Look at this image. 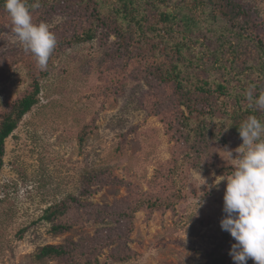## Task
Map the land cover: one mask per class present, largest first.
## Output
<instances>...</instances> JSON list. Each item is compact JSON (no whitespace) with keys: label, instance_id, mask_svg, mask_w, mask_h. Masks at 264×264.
<instances>
[{"label":"rangeland","instance_id":"374dc122","mask_svg":"<svg viewBox=\"0 0 264 264\" xmlns=\"http://www.w3.org/2000/svg\"><path fill=\"white\" fill-rule=\"evenodd\" d=\"M227 2L241 9L228 20L264 40V0ZM32 19L56 36L46 75L16 37L10 15L0 13V126L33 92L36 77L40 85L38 104L5 144L0 264H74L75 255L86 264H206L230 235L220 227L227 182L215 180L232 174L236 161L225 151L235 158L243 143L189 136L174 87L151 74L171 59L129 58L150 55L141 54L144 44H121L116 21L81 44L70 41L80 22L70 3L49 5ZM198 108L211 111L208 103ZM63 203L66 213L43 220ZM57 225L67 231L55 233ZM46 246L63 247L69 257L38 258Z\"/></svg>","mask_w":264,"mask_h":264},{"label":"trees","instance_id":"16d2710c","mask_svg":"<svg viewBox=\"0 0 264 264\" xmlns=\"http://www.w3.org/2000/svg\"><path fill=\"white\" fill-rule=\"evenodd\" d=\"M227 1L27 0V4L33 15L49 5L60 7L64 2L70 3L79 12L80 22L78 28L74 27L76 32L73 40H70L75 43L93 41L97 37V30L101 26L109 27L107 21L111 19L116 21L113 30L123 40L121 44L127 46L130 43L128 40L132 44H144L141 54L150 55L149 59L134 55H128L129 58L150 64L153 59L167 54L171 61H167L165 66L157 65L151 74L161 83L172 85L179 104L186 108L188 115L183 113L179 124L193 139L213 140L223 146L230 138L243 143L238 129L249 116L264 120V110L254 104L250 106L246 97L250 88L254 99L264 94V40L252 38L254 36L243 27L234 26L228 20L234 16L238 19L241 9H237V5L230 9L228 5L231 1L229 4ZM35 4H39V7H32ZM0 13L9 15L5 0H0ZM70 41L61 45L70 44ZM116 56L112 59L125 57ZM55 58L52 52L43 74L50 72ZM113 62L108 64L109 69ZM37 78L33 92L16 102L10 114L3 118L0 126V170L6 140L17 129L22 118L39 102L40 85ZM207 103L211 111L198 108L200 104ZM229 121L231 128L224 131ZM67 208L69 205L67 207L66 203L51 207L43 220L52 223L66 213ZM151 209H158L157 204L151 205ZM53 231L61 233L67 229L57 225ZM235 243L229 235L222 246L206 255V264H234L229 252L225 251L231 250ZM66 257L69 255L65 248L46 246L38 258L62 261ZM74 258V264H86L81 259L77 260L79 257L76 255Z\"/></svg>","mask_w":264,"mask_h":264},{"label":"clouds","instance_id":"9594fccd","mask_svg":"<svg viewBox=\"0 0 264 264\" xmlns=\"http://www.w3.org/2000/svg\"><path fill=\"white\" fill-rule=\"evenodd\" d=\"M5 9L18 40L35 57L38 67L46 69L57 44L55 34L47 23H33L27 0H5ZM246 97L250 106L264 110V94L254 99L250 88ZM230 123L226 122L224 131L231 128ZM238 131L243 141L235 150L239 155L233 158L231 151H225L229 159L236 161L235 170L226 178L215 180H219L216 185L227 182L222 209L225 215L220 227L236 241L229 252L234 264H247L249 259L264 264V120L249 116Z\"/></svg>","mask_w":264,"mask_h":264}]
</instances>
